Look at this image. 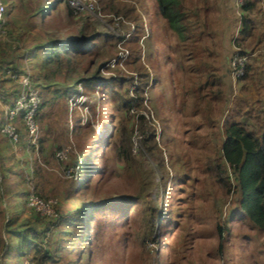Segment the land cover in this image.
Here are the masks:
<instances>
[{"label":"trees","instance_id":"trees-1","mask_svg":"<svg viewBox=\"0 0 264 264\" xmlns=\"http://www.w3.org/2000/svg\"><path fill=\"white\" fill-rule=\"evenodd\" d=\"M2 1L6 5L5 15H7L11 0ZM189 1L192 0H156L154 4L151 20L152 18L156 20L155 28L157 30L155 31L160 35L156 40L162 46L163 52L168 50L167 62L163 60V63L164 65L165 62L174 65V73L169 81H174L176 78L174 74L176 75L179 71H182L184 75L183 80H179L173 87L165 79L170 93L169 99L164 100L163 103L168 109L176 107L179 113H183L184 109L192 107V103H194L193 116L200 115L201 120L214 125L222 143L216 151L212 149L211 144H208L204 155L205 167L203 171L209 173L208 175L219 186L224 197L233 199L234 205L230 208L232 211L230 210L229 215L237 216V222L248 223L255 229L264 231V97L258 99L260 105L253 110L237 108L249 107L251 104L249 98L237 97L235 99L236 109L229 115L225 127L217 122L213 123L215 112L212 103L214 99L218 100L220 103L218 111H220L221 105H224L226 99L229 100V93L223 91L221 85H230V81L232 83L229 60L235 51L238 48H243L242 51L248 54L247 48L250 46L244 41L252 35L254 30H257L253 18L255 10L258 9L257 1L246 0L242 5L240 17L236 16V7H233V11L231 10L232 13L235 12V17L227 13L228 18L225 20H229L230 26L225 27L224 32L233 33L234 38H239L238 46L231 54L232 47L227 48V56H221L222 53L216 44L207 41V35L213 31L209 26L210 18L209 16L203 17L200 7L198 5L195 8L192 7L188 4ZM64 3L66 6L63 5ZM204 4L208 11L209 8H214V5L222 6V11H228L225 0H205ZM97 6L98 12L101 10L106 15L113 14L131 21L134 24V32L130 35H117L111 30L103 28V21L97 17L92 18L88 14L76 18L75 10L69 5L68 0H44L30 14L31 17L29 16L27 19V24L24 23L20 27L14 25V30H10L14 47L10 48L7 46L8 44L6 45L0 40V92L2 101L5 103L12 105L16 101L21 92L20 78L28 75V71L33 69L40 72L38 80L33 81L31 78V82L33 81L34 85L40 83L44 87L47 86L44 85L46 82L52 81L53 75L66 72V81L63 82L65 88H56L55 92L56 97L67 98V104L68 98L73 92L71 84L79 81L86 89H95L97 86L105 87L100 95L109 105L112 104L114 109L128 112L133 106H136L139 110L133 125L122 121L120 125L106 128L101 137L98 132H93L83 148V151L92 148L95 155L92 157L93 162L90 158L83 159L84 153L80 157L88 175L82 179V171H79L77 180L81 197L75 201L76 205L71 211L72 216L68 217L66 213L64 219L66 222L72 221L71 227L76 232L80 226L88 227L90 221L97 222L96 234L98 237H93V233L89 235L88 230V233L83 236L87 249L82 251H88L91 254L102 252L97 247V242L102 240L105 234L114 227L118 230L128 229L129 231H125L122 236L130 234L143 243L147 240L162 242L165 235L162 229L158 233L156 232L164 207L145 192L146 188L157 184L154 181V173L144 168V164L148 163L144 162L145 153L153 154L157 149L159 150L155 117L151 114V109L148 108L145 101L150 100L151 89L158 84L159 80L163 79V76L154 77L143 62L142 55L147 50L149 62L155 61L153 58L154 45L151 40L156 33L147 29V17H142L138 13L135 1L97 0ZM249 13L252 15L249 16ZM40 18L41 20L38 21ZM113 20L115 19L113 18ZM239 23L242 25L240 28H238ZM238 30H240L239 34H237ZM146 33L147 36L144 40H146L147 46L145 42L143 45L141 44ZM165 33L175 36L171 40L169 37L167 38L169 40L167 46L162 44ZM121 42L128 49V56L125 59L128 68L137 71L139 75L136 80L135 96L126 92L128 81L125 77H108L103 74L104 68L110 62V58L103 57L101 50L103 45L111 46V52L115 56L117 55L116 60L120 64L124 57H121L117 53L118 50L115 51L112 46H117ZM254 48L255 46L252 47V49ZM205 53L208 54L207 58L204 57ZM216 57H221V61L218 62ZM29 61H41V63L37 67H30L27 65ZM220 65L225 69L222 72L216 71ZM167 70L168 67H166ZM42 73L45 76V82L40 79ZM131 80L135 82L133 75H131ZM237 80L264 84V66L248 63L244 74ZM10 83H16L17 87L9 88L7 84ZM228 88L232 89V85ZM171 93L172 95H170ZM260 93L264 94V85ZM162 94L163 92L160 95ZM153 98L158 106L154 94ZM169 101L170 104H168ZM46 104L47 102L44 103L43 99L36 112L37 118L41 108ZM164 114V111L157 114L162 122ZM17 120H20L21 123L18 127L21 141V137L22 140L24 139L23 136H25L28 126L23 113L14 119V121ZM184 122H186L185 119ZM5 125L6 117H3L0 121V133L2 134L0 142L10 140L6 139L7 133L3 131ZM82 127L83 124H80L78 130H81ZM136 129L143 135L142 144H144L145 151H141V158H136L133 154V134ZM114 130L116 133L119 132L118 137ZM191 132L188 128L186 135L190 136ZM107 141L111 142V145L106 152H103L102 145ZM1 155L2 162L8 160L6 152ZM109 161L125 163V173L121 184L109 181ZM160 166L163 168L164 163H160ZM173 166L176 167L175 164ZM14 170L11 167H6L3 170L0 169V173H5V177L7 173L14 172ZM144 172H148V184L142 185V190L132 194V190L136 189V179L145 176ZM187 173L186 171L180 176L181 182H184L186 186L189 182L196 183V178L191 181L192 175ZM2 192V196H5L3 190ZM110 193L116 195L112 198L102 199L100 197ZM190 194L193 195L194 192L192 191ZM186 197H181L174 207L167 204L169 210L167 218L169 217L177 231L189 228L194 222V216L198 214L194 211V198L186 201ZM11 206L14 205L6 199V209L9 210ZM91 212L93 214L90 215ZM94 214L95 218H93ZM26 215L22 217L19 209L13 212L15 218L21 216L22 219L19 226L9 228L11 235L4 248V257L7 259L10 253L16 251L19 252L17 259L19 264H23L21 259L24 255H27V264H50L55 260L57 252L60 251V245L53 248L47 240V233L51 230V226L47 224L48 222L38 226L32 221L31 216ZM107 215L109 218H106L105 222L100 221ZM213 218L215 221L212 232L220 239L215 242V249H211V253L223 255L227 231L220 218ZM11 219L12 217H8L7 222H11ZM14 235L15 237H13ZM117 235H120L119 232ZM55 237L56 234H54V240L57 243L58 239ZM116 237L118 239V236ZM73 239H75L74 236ZM12 240H15L14 243ZM159 256L158 252L156 256L158 262H160ZM0 264H6V260L2 259Z\"/></svg>","mask_w":264,"mask_h":264},{"label":"rangeland","instance_id":"rangeland-1","mask_svg":"<svg viewBox=\"0 0 264 264\" xmlns=\"http://www.w3.org/2000/svg\"><path fill=\"white\" fill-rule=\"evenodd\" d=\"M41 1L44 0H11L9 10L7 9V24L0 30V40L3 43L8 44L7 46L10 48L14 47L10 30H14V25L20 27L24 23L27 24L30 14L37 9ZM130 1H135L138 13L142 17H147V29L157 30L155 28L156 20L154 18L151 20L156 0ZM225 1L228 11H222V6L218 5L209 8L208 11L204 4L205 0L188 2L194 8L198 5L203 17L209 16V26L214 32L212 31L207 35V41L216 44L222 53L221 56H227V48L232 47L231 54L234 48L238 46L237 41L239 38H234L233 33L224 32V28L230 26L229 20H225V18H228L227 13L235 17V12H231L235 5L242 7L241 4H234L233 0ZM243 1L245 3L246 0ZM255 1H257L258 9L255 10L253 18L257 30H254L252 35L248 36V39L244 42L250 46L247 48L248 63H257L264 66V0ZM68 2L74 9L69 0ZM239 7L236 9V16L238 17L242 15ZM97 8V0H81L80 8L74 13L76 18L88 14L92 18H99L103 21V28L109 29L117 35H130L134 32V24L131 21L113 14L106 15L101 10L98 12ZM250 15L252 13H249ZM40 20L41 18L38 19V21ZM241 26V23H239L238 28ZM148 30L146 31L149 32ZM239 31H237V34H239ZM155 33L151 40L154 45V56H152L155 61L149 62L145 47V52H142V60L154 77L163 76V79L159 80L158 84L151 89L150 100L145 101L148 108L151 109V114L155 117L159 150L157 149L153 154L145 153L144 162L147 161L148 163L144 164V168L154 173V181L157 182V184L146 188L145 192L164 207L156 227L157 233L160 229L165 233L162 242L147 240L143 243L130 234L122 236L125 231H129L128 229L118 230L114 227L111 231L109 230V233L105 234L102 240L97 242V247L102 250L100 254L82 251L87 249L83 237L86 233L89 232V235L93 233V237H98L96 234L97 222L90 221L88 227L80 226L77 228L78 232H76L71 227L72 221L66 222L64 216H66V213L68 217L72 216L71 211L76 205L75 201L81 197L77 180L79 171H82V179L88 175L80 157L84 153L83 159L90 158L93 162L94 150L91 148L92 150L89 149L90 152L89 150L83 151L86 140L93 132H98L101 137L106 128L120 125L122 121L128 125H133L139 110L136 106H133L128 112L114 109L113 105H109L100 95L105 87L100 88V86H97L95 89H86L83 83L79 81L71 84L73 92L68 98L67 104V98L63 96L56 97L55 92L56 88H65L63 82L66 81V72L53 75L52 81L46 82L44 85L47 86L44 87L40 83H38L39 85L33 84V81L38 80L37 77L40 71L36 72V70L30 69L28 75L20 78L22 83L20 91L23 93L24 83H30L33 79L30 84L34 86H31V88L40 98L39 104H42L43 99L44 103L47 102V104L41 108L39 117H35L37 130L31 132L29 127L27 131L25 129L26 133L24 131L25 136H23V140L21 137V141L20 132L18 131V127L21 125L20 120L9 121L7 110L11 105L2 101V93L0 92V121L3 117H6V125H11L17 130L16 139L7 134L6 139L10 140L0 142V150L2 151H0V169L3 170L6 167L15 169L14 172L7 173L5 177V173H0V263L2 259H5L6 264H19L17 260L19 252L10 253L6 259L4 248L11 235L9 228L19 226L21 216L25 217L24 215L27 214L32 217V221L38 226L45 225L48 222L47 224L51 226V232L47 233V240L53 248L60 245V251L57 252L55 260L50 264H264V231L255 229L248 223L237 222V216L229 215V212L232 211L230 208L234 205L233 199L224 197L219 190V186L208 175L209 173L203 171L205 167L204 155L208 144H211L214 151L221 146L222 139L217 129L212 123L201 120L200 115L193 116V100L191 102L192 107L184 109L183 113H179L176 107L168 109L166 104L163 103L164 100L169 99L170 93L165 79L173 87L179 80H183L184 75L182 71H179L176 75L174 74L176 76L174 81H169L174 73V65L166 63L168 50L163 52L162 46L156 40L160 36L159 32L155 31ZM146 36L147 33L142 39V45L143 42L146 44V40H144ZM168 37L170 40L175 38L172 34L165 33L162 38L163 46L168 45ZM253 46H255L254 49H252ZM110 47V45H103L101 49L103 57L110 58L103 74L108 77H125L128 81L125 88L126 92L128 91L131 96H135L136 80L139 75L137 71L128 68L125 62L128 49L123 45V42L117 46H112L115 51L118 50L117 53L121 57H124L119 64L116 60L117 55L115 56L111 52ZM171 52L173 53V51ZM207 55L205 53L204 57L207 58ZM163 60L166 61L165 65ZM217 61L220 62L221 57L217 58ZM28 63L30 67H37L41 61H29ZM211 65L214 66L215 64ZM166 67H168L167 71ZM224 70V66L220 65L216 71L222 72ZM131 75L134 76L135 82L131 80ZM40 76V79L45 82L46 79L43 73ZM232 78L230 85H221L222 90L229 93V100L226 99L224 105H221L220 111H218L219 101L216 99L212 101L215 112L213 123L217 122L222 127L226 126L229 115L236 109L235 99L237 97L245 96L249 98L251 103L249 107H237L241 110L247 108L257 109L260 105L258 99L264 97V94L260 93L264 84L238 81L233 75ZM15 85L16 83L7 84L9 88L17 87ZM231 85L232 89H229L228 87ZM154 89L156 90L154 91ZM162 92L163 94L160 95ZM153 94L157 98L158 106L154 101ZM168 104H170V101ZM40 105H37L38 109ZM165 108L166 110H163ZM161 111L165 113L164 118H162L163 122L157 117V114ZM156 118L158 119L156 120ZM184 119L186 122H184ZM80 124H83V127L78 130ZM188 128L192 131L190 136L186 135ZM114 132L116 133V130ZM118 136L119 132L116 133V137ZM142 136L138 129L134 131L133 154L136 158H141V151H145ZM0 137H2L1 133ZM110 145L111 142L108 141L103 143V152H106ZM4 152H6L8 160L2 162L1 154ZM160 163H164L163 168ZM108 165L110 166L109 181L120 182L121 184L125 173V163L109 161ZM186 171L187 174L192 175L191 181L196 178V183L189 182L186 186L184 182H181L180 176ZM144 173H146L145 176L136 179V189L132 190V194L142 190V185L148 184V172ZM106 186L108 187V185ZM2 190L5 196H2ZM192 191L194 192L193 195L190 194ZM114 195L116 194L110 193L103 194L100 197L102 199L112 198ZM185 196H187L186 201L194 198V211L198 214L194 216V222L189 228L177 231L169 217L167 218V213H169L167 204L174 207L181 197ZM6 199L14 205L9 210L6 209ZM18 209L21 216L15 218L13 212ZM105 210L108 209L105 208ZM228 216H230L229 220ZM8 217H12L11 222H7ZM95 217L96 215L93 216V218ZM213 217L220 218L227 231L224 239L225 253L223 255L211 253V249H215V242L220 239L212 232L213 222L215 221ZM106 218H109V215L103 217L100 221L105 222ZM166 218L167 220H165ZM50 220L51 222H49ZM118 232L120 235H117ZM54 234H56L55 238L58 239L57 243L54 240ZM73 236L75 239H73ZM116 236H118V239H116ZM13 245L15 246V244ZM82 252L86 253L83 254ZM158 252L160 262L156 259ZM21 262L27 264V255L22 257Z\"/></svg>","mask_w":264,"mask_h":264},{"label":"built area","instance_id":"built-area-1","mask_svg":"<svg viewBox=\"0 0 264 264\" xmlns=\"http://www.w3.org/2000/svg\"><path fill=\"white\" fill-rule=\"evenodd\" d=\"M69 1L74 7L75 11H78V9L80 8L81 0ZM237 3L243 4L244 1L237 0ZM5 13L6 5L2 0H0V30L6 24ZM248 57L249 54L244 53L241 48H238L233 54L231 60H229L230 71L235 78H238L244 74L246 65L248 63ZM30 83H24V92H20V95L18 96L16 101L9 107L7 113L9 114V121L12 122L18 115L23 113L27 121V126L29 127V129H31V132H35L37 130V123L35 117L38 106L40 105V98L37 96L36 92L31 88V86L33 85H31ZM3 131L6 132L10 137L12 136L14 139L17 138V136H15V134H17V130H15V127H12L11 125H5L3 127Z\"/></svg>","mask_w":264,"mask_h":264},{"label":"crops","instance_id":"crops-1","mask_svg":"<svg viewBox=\"0 0 264 264\" xmlns=\"http://www.w3.org/2000/svg\"><path fill=\"white\" fill-rule=\"evenodd\" d=\"M234 1V4H236L237 3V0H233ZM235 7H236V9L238 8V6L237 5H235ZM28 65V64H27ZM29 66V65H28Z\"/></svg>","mask_w":264,"mask_h":264},{"label":"clouds","instance_id":"clouds-1","mask_svg":"<svg viewBox=\"0 0 264 264\" xmlns=\"http://www.w3.org/2000/svg\"><path fill=\"white\" fill-rule=\"evenodd\" d=\"M243 4H244V3H243ZM243 4H241V5H243ZM238 7H239V6H238ZM239 9H242V7H241V8L239 7Z\"/></svg>","mask_w":264,"mask_h":264}]
</instances>
